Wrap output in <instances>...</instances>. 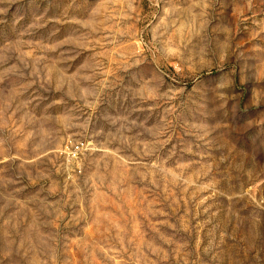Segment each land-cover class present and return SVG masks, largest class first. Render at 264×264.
<instances>
[{"label":"rangeland","instance_id":"obj_1","mask_svg":"<svg viewBox=\"0 0 264 264\" xmlns=\"http://www.w3.org/2000/svg\"><path fill=\"white\" fill-rule=\"evenodd\" d=\"M0 264H264V0H0Z\"/></svg>","mask_w":264,"mask_h":264},{"label":"built area","instance_id":"obj_2","mask_svg":"<svg viewBox=\"0 0 264 264\" xmlns=\"http://www.w3.org/2000/svg\"><path fill=\"white\" fill-rule=\"evenodd\" d=\"M81 150V146L79 144H75L72 149L69 151V156L72 159L78 158L79 152Z\"/></svg>","mask_w":264,"mask_h":264}]
</instances>
